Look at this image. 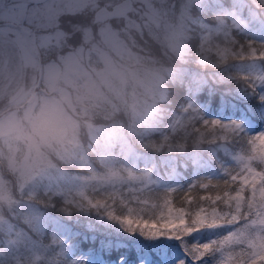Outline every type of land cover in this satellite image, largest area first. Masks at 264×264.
<instances>
[{"label":"clouds","instance_id":"1","mask_svg":"<svg viewBox=\"0 0 264 264\" xmlns=\"http://www.w3.org/2000/svg\"><path fill=\"white\" fill-rule=\"evenodd\" d=\"M251 30H264V0H0V237L22 249L11 264H82L67 242L46 258L25 239L73 201L113 223L108 212L154 215L171 177L211 149L184 102L264 89V65L244 64ZM216 219L214 248L264 250V201Z\"/></svg>","mask_w":264,"mask_h":264},{"label":"trees","instance_id":"2","mask_svg":"<svg viewBox=\"0 0 264 264\" xmlns=\"http://www.w3.org/2000/svg\"><path fill=\"white\" fill-rule=\"evenodd\" d=\"M239 39L244 45L243 52L248 57L244 64L255 61L258 65H264V30H251ZM240 84H243L242 80ZM254 87V94L241 89L225 100L219 94L204 93L194 101L184 102V106L196 119L198 131L207 136L211 149L206 157L195 158V163L190 167L171 177L161 206L171 201L174 208L183 207L190 215L200 207L215 206L222 213L235 209L231 204L233 194L238 189L248 190L252 185L251 181L257 180V176L248 177L249 181L246 183L229 176L236 170L231 157L238 152L254 154L253 138L264 132V99L261 98L264 90L258 85ZM181 96L182 94L177 96V103H180ZM214 121L218 122L215 126ZM236 125L240 126L239 131L234 127ZM201 185L205 187L201 188ZM217 194L221 199L215 205L200 199L201 196L215 197ZM225 199L228 200L227 204L224 203ZM91 202L90 207L94 209L96 202ZM74 206H68L64 216L51 213L46 231L48 235L56 237L62 247L68 243L69 257L78 259L82 264H120L121 256L127 260L136 255L137 250L131 244L133 240H142L139 235L130 236L117 222L113 223L103 217L80 216L79 210H74ZM160 210L161 208L156 210V213ZM222 234L223 231L218 228L205 229L191 234L186 240L188 243H208ZM219 256V253L210 254V259L205 256L202 258L203 264H222L224 259ZM255 257L257 264H263L264 259L259 255ZM191 264L199 262L191 261Z\"/></svg>","mask_w":264,"mask_h":264},{"label":"snow or ice","instance_id":"3","mask_svg":"<svg viewBox=\"0 0 264 264\" xmlns=\"http://www.w3.org/2000/svg\"><path fill=\"white\" fill-rule=\"evenodd\" d=\"M217 123L214 121L213 125L215 126ZM253 142V151L264 157V132L255 136ZM251 183L254 184L255 180H252ZM204 187L201 185V188ZM200 199L210 201L215 205L221 196L219 194L215 197L208 195L201 196ZM236 199L238 200V197ZM224 203L227 204L228 200L225 199ZM226 214L213 206L211 208L200 207L190 215L183 207L174 208L172 202L167 201L161 206V210L152 216L130 214L121 217L112 212H108L107 216L109 220L117 222L130 236L139 235L142 238L139 241H132L131 246L137 250L136 255L130 256L127 260L121 256L120 264H191V261L203 264L202 258L206 254L220 253L223 256L226 247L228 248L227 252L232 254L235 250L232 247V239L221 241L219 247L214 248L215 240L208 243H188L186 238L201 230L216 228L222 224V220H217L216 217ZM143 241H148V243ZM252 253L264 259V250ZM245 254V249L236 253L238 259L244 257ZM242 264H246V261H243Z\"/></svg>","mask_w":264,"mask_h":264},{"label":"rangeland","instance_id":"4","mask_svg":"<svg viewBox=\"0 0 264 264\" xmlns=\"http://www.w3.org/2000/svg\"><path fill=\"white\" fill-rule=\"evenodd\" d=\"M262 93L264 95V91H262ZM221 147L222 149L224 148L223 144H221ZM231 160L233 161L236 170L234 173L229 175L230 177H234L237 180L247 183L249 181L248 177L254 178L257 176V180H255L254 184L252 183V185L248 187V190L238 189L237 193L233 194L231 204L234 208L238 203L247 207L249 204L258 205L261 201H264V157L260 156L256 152L254 154L238 152L231 157ZM236 197H238V200ZM75 203L76 202L73 201V203L69 206H73ZM47 221L48 217L44 225V232L38 239L34 240L31 236L25 238L26 243L34 245L38 252L42 253L46 258L53 255L55 250L58 252L62 247L61 244H58L56 237L47 234ZM21 251L22 249L14 248L8 245L7 241L3 237H0V252L4 253L3 256H0V261L5 262V264H11L12 257L19 254ZM239 252L240 249L236 248L232 254H229V252L226 251L222 256L219 253V258L222 257L224 259L222 264H242L243 261H246V264H257V258H254L256 254H253L252 252H249V250L245 249V256L238 259L236 253ZM262 263L264 264V262Z\"/></svg>","mask_w":264,"mask_h":264}]
</instances>
